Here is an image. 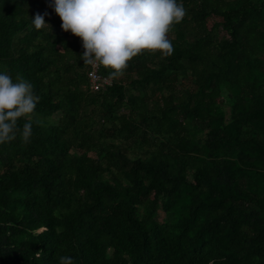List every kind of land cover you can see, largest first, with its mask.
Returning <instances> with one entry per match:
<instances>
[{"label":"trees","instance_id":"trees-1","mask_svg":"<svg viewBox=\"0 0 264 264\" xmlns=\"http://www.w3.org/2000/svg\"><path fill=\"white\" fill-rule=\"evenodd\" d=\"M177 2L173 54L92 91L52 0H0V72L40 98L0 144V264H264V0Z\"/></svg>","mask_w":264,"mask_h":264},{"label":"clouds","instance_id":"clouds-1","mask_svg":"<svg viewBox=\"0 0 264 264\" xmlns=\"http://www.w3.org/2000/svg\"><path fill=\"white\" fill-rule=\"evenodd\" d=\"M60 17L65 32L81 38L84 65L104 67L109 80L125 74L129 62L138 55L159 53L171 56L174 47L169 33L186 16L177 0H52L50 5ZM36 30L51 28L44 15L32 17ZM33 85L6 72H0V144L16 139L30 142L31 121L18 126L21 118L31 117L39 103ZM59 264H74L70 256H61Z\"/></svg>","mask_w":264,"mask_h":264},{"label":"built area","instance_id":"built-area-1","mask_svg":"<svg viewBox=\"0 0 264 264\" xmlns=\"http://www.w3.org/2000/svg\"><path fill=\"white\" fill-rule=\"evenodd\" d=\"M99 68H93L92 66L88 65L86 76L88 79L89 88L92 91L103 89L107 86H110L111 84V80H109L108 77L99 74Z\"/></svg>","mask_w":264,"mask_h":264}]
</instances>
